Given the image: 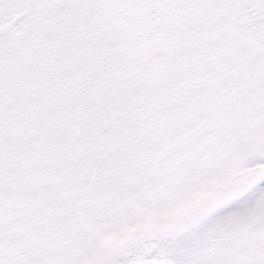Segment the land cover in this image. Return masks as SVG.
<instances>
[{"label":"snow or ice","instance_id":"1","mask_svg":"<svg viewBox=\"0 0 264 264\" xmlns=\"http://www.w3.org/2000/svg\"><path fill=\"white\" fill-rule=\"evenodd\" d=\"M0 264H264V0H0Z\"/></svg>","mask_w":264,"mask_h":264}]
</instances>
